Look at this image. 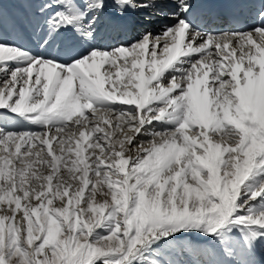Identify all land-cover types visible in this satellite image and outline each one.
<instances>
[{"label": "snow or ice", "instance_id": "snow-or-ice-1", "mask_svg": "<svg viewBox=\"0 0 264 264\" xmlns=\"http://www.w3.org/2000/svg\"><path fill=\"white\" fill-rule=\"evenodd\" d=\"M218 7H0V264H264V111L247 100L264 3L227 5L255 18L239 32L203 27ZM141 9L173 23L96 46ZM187 231L200 237L173 243Z\"/></svg>", "mask_w": 264, "mask_h": 264}, {"label": "bare ground", "instance_id": "bare-ground-1", "mask_svg": "<svg viewBox=\"0 0 264 264\" xmlns=\"http://www.w3.org/2000/svg\"><path fill=\"white\" fill-rule=\"evenodd\" d=\"M27 2H36V0H0V7H7L9 9H11V6L14 4H18V3H27ZM157 3H164L167 2V0H156ZM156 9H152V10H147V9H141L140 11L136 12V13H132L134 19L137 18L136 22L143 24L144 20H143V15L144 13H146L147 11H154ZM161 14H155V16L152 18L150 17L149 19L152 20V22L150 23L151 26H157L156 30H152L150 31L153 35L155 34H159L162 31H164V25L166 24H161L162 21H160ZM160 22V23H158ZM100 30V31H99ZM103 30V25L100 26V29H98L99 32H101ZM148 31V30H147ZM149 32V31H148ZM139 37L136 36V38L132 39L131 41L137 39ZM103 37L99 36L98 39L101 40ZM31 40H28V43ZM130 41V42H131ZM151 47V44H150ZM162 56V53L160 54ZM147 59V57H146ZM258 62L264 66V53H261L259 55V57L257 58ZM117 63H121L120 61H118ZM45 65H47V69H51L54 67V65L51 64V62H44V64L41 65V68L43 69L45 67ZM108 66L105 65L104 67L101 68V75H104L105 73V69ZM35 75V73H34ZM145 75H147V67L145 68ZM115 79V77H113ZM111 82H106L105 83V88L107 90H111L110 87ZM209 84H211V78L209 76ZM247 100L248 103L251 105H255L256 107H258L259 109H261L262 111H264V69H262V74L259 78L257 79H253L251 80L250 84H249V88H248V92H247ZM117 103H120L119 101H117ZM2 111V110H0ZM17 118L21 120L22 124L24 125L25 128H31L32 130H38L39 125L35 124V123H31L29 120L21 118L18 116L17 114ZM198 127V126H195ZM189 135H191L192 132V126L189 127V129H187ZM91 139V138H89ZM9 152H14L15 149H9ZM85 155H87V153H85ZM12 165H7L5 167V173H7L10 169H11ZM248 182V181H247ZM246 182V183H247ZM91 187V185L89 186ZM88 189L85 190V195H87Z\"/></svg>", "mask_w": 264, "mask_h": 264}, {"label": "rangeland", "instance_id": "rangeland-1", "mask_svg": "<svg viewBox=\"0 0 264 264\" xmlns=\"http://www.w3.org/2000/svg\"><path fill=\"white\" fill-rule=\"evenodd\" d=\"M254 183L253 181L250 179L247 183L245 187H253ZM7 223V222H6ZM98 231H103L104 235H110L109 233L106 232V230H101V229H97ZM177 236H180V233L176 234ZM185 239L179 240V241H173L174 244H182L185 247H188L190 244H192L193 242H195L199 237L200 234L198 232L195 233V235H193V233L191 231H187L184 233ZM97 264H100V262L98 261Z\"/></svg>", "mask_w": 264, "mask_h": 264}]
</instances>
